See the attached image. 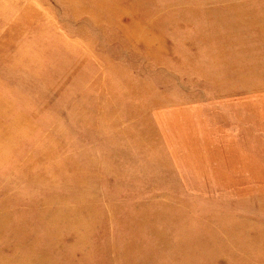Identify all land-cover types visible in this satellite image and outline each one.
I'll list each match as a JSON object with an SVG mask.
<instances>
[{
  "label": "rangeland",
  "instance_id": "rangeland-1",
  "mask_svg": "<svg viewBox=\"0 0 264 264\" xmlns=\"http://www.w3.org/2000/svg\"><path fill=\"white\" fill-rule=\"evenodd\" d=\"M222 6L0 0V264H264V97L223 103Z\"/></svg>",
  "mask_w": 264,
  "mask_h": 264
},
{
  "label": "crops",
  "instance_id": "crops-1",
  "mask_svg": "<svg viewBox=\"0 0 264 264\" xmlns=\"http://www.w3.org/2000/svg\"><path fill=\"white\" fill-rule=\"evenodd\" d=\"M222 7L223 103L232 101L227 99L233 94L236 107L253 105L254 99L264 97V84L259 83L264 82L259 77L264 66V0H223ZM233 82L236 90L229 92L228 83Z\"/></svg>",
  "mask_w": 264,
  "mask_h": 264
}]
</instances>
